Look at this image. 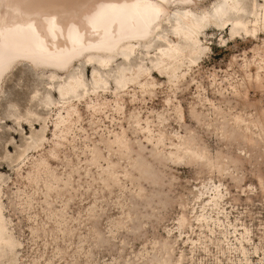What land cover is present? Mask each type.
Masks as SVG:
<instances>
[{"label":"rangeland","instance_id":"374dc122","mask_svg":"<svg viewBox=\"0 0 264 264\" xmlns=\"http://www.w3.org/2000/svg\"><path fill=\"white\" fill-rule=\"evenodd\" d=\"M164 7L107 69L5 76L0 264H264V0Z\"/></svg>","mask_w":264,"mask_h":264},{"label":"bare ground","instance_id":"6f19581e","mask_svg":"<svg viewBox=\"0 0 264 264\" xmlns=\"http://www.w3.org/2000/svg\"><path fill=\"white\" fill-rule=\"evenodd\" d=\"M166 1L0 0V90L8 72L22 61L36 69L68 70L85 54L89 64L107 69L116 51L129 58L136 52L133 42L148 38L159 27ZM225 26L232 28L233 35L250 32L241 20H227ZM179 32L185 39L170 54L178 61L170 69V79L177 78L183 58L198 60L209 50L200 40ZM1 220L0 216V239L4 237ZM5 246L11 249V242Z\"/></svg>","mask_w":264,"mask_h":264}]
</instances>
